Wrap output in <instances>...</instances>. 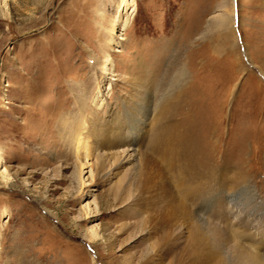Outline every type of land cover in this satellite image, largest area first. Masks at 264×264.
<instances>
[{"label": "rangeland", "instance_id": "obj_1", "mask_svg": "<svg viewBox=\"0 0 264 264\" xmlns=\"http://www.w3.org/2000/svg\"><path fill=\"white\" fill-rule=\"evenodd\" d=\"M228 194L264 216V0H0V264L233 255Z\"/></svg>", "mask_w": 264, "mask_h": 264}, {"label": "bare ground", "instance_id": "obj_2", "mask_svg": "<svg viewBox=\"0 0 264 264\" xmlns=\"http://www.w3.org/2000/svg\"><path fill=\"white\" fill-rule=\"evenodd\" d=\"M70 127L74 130L73 141H79L81 124ZM135 135L136 132L133 136ZM172 140H175V137H172ZM139 144L136 139L131 141L128 158L123 161L137 160ZM173 144L172 141L170 146L168 144L171 151ZM256 203L255 199L244 195L228 194L225 197V204L230 209L229 213L234 217L232 219H236V223L234 222L233 228L230 229L234 239L237 240L236 245L234 244L235 253L233 255L224 250L223 242L229 240L226 232L216 230L215 237L211 236L212 233L208 232L211 229L207 227L210 225L195 218V225L189 231V237L194 246H199L200 250L195 253L198 254L197 256L203 264H264V216L257 208Z\"/></svg>", "mask_w": 264, "mask_h": 264}]
</instances>
